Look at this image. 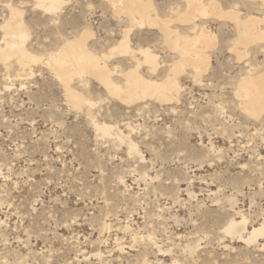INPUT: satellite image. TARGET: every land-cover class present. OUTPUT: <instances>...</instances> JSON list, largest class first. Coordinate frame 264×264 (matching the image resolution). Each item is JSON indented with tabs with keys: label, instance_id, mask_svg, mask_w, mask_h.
Instances as JSON below:
<instances>
[{
	"label": "rangeland",
	"instance_id": "rangeland-1",
	"mask_svg": "<svg viewBox=\"0 0 264 264\" xmlns=\"http://www.w3.org/2000/svg\"><path fill=\"white\" fill-rule=\"evenodd\" d=\"M140 1L142 25L124 2L0 0V50L18 24L37 58L0 55V264H264V235L250 236L264 222V109L250 114L241 89L264 82V0ZM124 38L130 51L112 52ZM177 38L200 54L182 57ZM74 41L119 89L131 71L171 80L167 100H124L91 74L67 86L48 55Z\"/></svg>",
	"mask_w": 264,
	"mask_h": 264
},
{
	"label": "bare ground",
	"instance_id": "bare-ground-1",
	"mask_svg": "<svg viewBox=\"0 0 264 264\" xmlns=\"http://www.w3.org/2000/svg\"><path fill=\"white\" fill-rule=\"evenodd\" d=\"M110 1L112 5L114 6L120 5V3L124 2V5L122 3L123 6L121 5V8L118 7L119 8L118 12L124 11L123 13L125 14L127 13L126 15H129L131 20L136 18V16L139 17L138 21L141 25L145 24V22L147 23L150 19L149 17H147L146 8L143 7L144 4H141L140 0H110ZM38 2H40V5L42 4V6H44L48 11H52V12L57 10L58 6H61L59 5L60 0H38ZM116 11L117 10L115 9L114 12ZM19 16L20 14L17 11L12 10L10 20L12 21L15 20L17 22L19 19ZM6 30L8 31L9 35L12 36V39L6 42L4 49L0 50V53H1L0 55L2 59L6 60L7 58L14 56L16 57L17 62L22 66L30 62H35L37 58L29 54L24 48L23 42H25L28 36L26 33L19 31L18 24H15L12 26L10 24V27ZM200 37H203V39L206 38L204 34L201 35ZM126 38L122 39L119 45L114 49L112 48L111 51L119 52V53H124V52L127 53L129 47H127L128 45L126 44V40H127ZM255 39H257V36L256 37L251 36L248 40L251 41ZM83 40L84 39H82V41ZM177 40L176 41L172 40L170 46H173L175 49H179V54L182 57L190 58L189 56L191 55L200 54V51H196V49L190 44V42L185 40V38H183L182 41H180L181 38L180 40L178 41ZM85 48L86 46L83 44V42L74 41L69 44H66L63 47V49L59 53H57L56 56L58 57V59H55L56 56L53 54L48 55L49 61L47 62V65H49L51 68H53L56 71V76L62 82H64L67 86L74 76L91 74L97 77V79H99L105 85V87L108 88V90L110 89L111 94L113 93L114 96H118L124 100L130 101L136 97L138 98L139 96H145V95L146 96L152 95L158 99L167 100L168 94H166L165 91L166 90L168 91L169 89L172 90L171 89L172 87L170 86L172 82L171 80H169L170 83L169 81H167L166 83L167 85L165 84L156 85V84H152L151 82L150 84L149 82L144 81L143 78H140V76L137 75L136 71H131L128 73V76H126V77H129L128 78L129 82L127 80L126 82L127 84H125L127 85V89H123V90L121 88L119 89V86H117L118 87L117 88L115 87V84L113 85V83L110 82L109 77H108V70L106 69V67L101 66L99 64L98 58L90 54ZM141 52L144 55L143 57H144L145 62H147L149 65H154L156 63V62L154 63V58L152 57V55L150 56L149 54L150 52H146V51H141ZM197 58H200L199 59L200 61H197L196 64H193V66L199 67L200 65V67L202 68L204 59L201 56H197L196 59ZM153 67H155V65ZM255 82L259 83L258 84L259 86L255 84ZM260 83H262V86L260 85ZM263 83H264L263 81L262 82H257V81L251 82V80H248L241 86L243 95L245 97V100H244L245 103L243 104L246 105L247 111H249V113L252 114L253 116H258L260 112L264 109V84ZM70 90L69 88L66 89L67 96L70 97V99H72L74 103L80 105L82 102L81 96L78 95L79 96L78 97L74 92H72L73 90L72 91ZM101 130L103 132H108L107 131L108 129L106 128H102ZM228 230H230L231 232H234L235 230L237 231V225H235L234 223H231L229 225ZM258 235H264V222L262 223L259 229H253V231L250 234V236L252 237H255Z\"/></svg>",
	"mask_w": 264,
	"mask_h": 264
}]
</instances>
